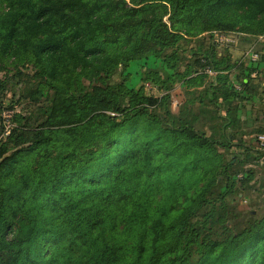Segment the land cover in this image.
<instances>
[{"label": "trees", "instance_id": "obj_1", "mask_svg": "<svg viewBox=\"0 0 264 264\" xmlns=\"http://www.w3.org/2000/svg\"><path fill=\"white\" fill-rule=\"evenodd\" d=\"M0 4V58H27L39 89L54 93L45 128L0 162V264H264V218L230 235L217 206L225 193L207 197L210 177L197 187L208 173L200 162L214 146L232 148L237 136L225 132L237 106L221 73L238 67L198 45L179 73L175 51L184 36L214 30L264 36V0ZM149 56L165 70L145 72L142 82L164 94L112 82ZM206 70L216 75L199 112L207 104L225 112L210 118L220 123L209 136L194 128L195 115L172 114L167 105L175 78L199 86ZM125 132L128 146L117 145Z\"/></svg>", "mask_w": 264, "mask_h": 264}, {"label": "rangeland", "instance_id": "obj_2", "mask_svg": "<svg viewBox=\"0 0 264 264\" xmlns=\"http://www.w3.org/2000/svg\"><path fill=\"white\" fill-rule=\"evenodd\" d=\"M125 1L130 2V0ZM0 7L2 8L1 4ZM219 32L214 30L196 37L184 36L175 46V51L180 57L177 65L179 73H183L187 66L192 64L193 59L188 58V54L198 45H202L203 48L212 47L215 52L221 54V59L227 60L228 63L225 62V65H237L238 67L229 74L221 73V76L229 75L230 84L228 86L231 85L230 88L235 93L233 102L237 106L234 111L236 123L225 132L227 136L231 134L237 136L232 138V148L225 150L214 146L211 158L207 157L206 160L200 162L208 173L205 172L206 176L201 178L197 186H203L210 177L209 186L206 188L207 197L213 198L217 196V193H225L222 203L217 204L218 213L228 229L227 233L234 236L250 222L264 218V146L259 143L260 136L256 135L259 133L255 135L251 133L258 129L260 132L264 130V110L259 106L258 101L253 99L255 89L253 84L246 86L244 91L247 90V94H243L239 84L241 79L246 77L242 70H250V68L245 66L247 63L242 60L244 55L236 54V50L240 47L236 46L235 41L247 39L249 36L237 31H223L220 33L224 34L228 41L219 44L215 42V35ZM27 60V58H22L12 61L11 58H0V83L4 85L0 91V151H5L0 156V162L16 151L30 147L31 134L37 129L45 128L50 107L54 103L53 91L47 87L39 89V75L33 64L28 63ZM151 70L163 72L165 68L162 60L149 56L130 62L125 71L118 70L112 82L134 91L141 90L148 96L159 97L165 92L151 89L142 82L144 73ZM212 81V75L207 74L201 85L188 87L181 79L175 78L174 82L170 83L171 90L168 91L169 99L167 100L168 110L172 114L178 113L188 118L195 115L194 128L207 136L213 132L210 131L211 125L215 126H213L215 131L220 123L218 119L213 118L212 121L210 118L213 115L223 116L225 113L222 110L217 114L215 107L210 104L203 108L204 114L201 115L199 112L200 100L202 99L203 103L208 101L202 91ZM83 85L85 86L86 83L84 82ZM156 113L161 115L162 110L159 109ZM245 119L252 122L245 124ZM141 120L143 119H139L134 125V129L139 130ZM244 125L251 126L244 129L246 131L244 133H250L246 137L240 134ZM258 126L259 128L256 129ZM116 141L117 145L128 146L129 137L126 132L121 133ZM240 141L246 144L245 149L234 146L239 145ZM185 161H191V159ZM17 165L18 163L11 161L12 168L16 169ZM194 190L193 188L188 193L192 194Z\"/></svg>", "mask_w": 264, "mask_h": 264}, {"label": "crops", "instance_id": "obj_3", "mask_svg": "<svg viewBox=\"0 0 264 264\" xmlns=\"http://www.w3.org/2000/svg\"><path fill=\"white\" fill-rule=\"evenodd\" d=\"M249 38L242 39L241 41L235 42L236 46L240 47L239 50H236V54H240L239 56H241V54L244 55V53H247V52H258L260 54V60L257 63H252L248 60L247 57L244 56V59H242V60L247 63V64H245V66L250 68V70L249 69L242 70V72L244 74H246V77H243L239 84L242 87L243 94H247V90L244 91L246 86L249 87L248 85L253 84V86L255 88L253 99L258 101L259 106L263 107V110H264V36L251 37L252 39L251 38L249 39ZM247 83H249V84H247ZM239 120H241V119H239ZM242 122H243V119H242ZM246 122L251 123L252 121L246 120L244 123L247 124ZM246 127H251V126L250 125H248V126L244 125V128L241 129L240 134H243L244 135V136L242 135L243 137H246L247 135L250 134L248 132L244 133V132H246L244 130ZM258 128H259V126L256 129H258ZM258 131H259V129H258ZM263 131L264 130H262L259 134H256L257 131H254L251 133H253L254 135L256 134L257 137H259V136H264Z\"/></svg>", "mask_w": 264, "mask_h": 264}, {"label": "built area", "instance_id": "obj_4", "mask_svg": "<svg viewBox=\"0 0 264 264\" xmlns=\"http://www.w3.org/2000/svg\"><path fill=\"white\" fill-rule=\"evenodd\" d=\"M215 38H216L215 39V42L216 43H219V44H222V43L228 41L227 37H225V35L222 34V33H220V32L219 33H216ZM244 56L247 57L248 60L250 62H252V63H257L260 60V54L258 52H247V53H244ZM205 73L208 74V75H212V76H215L216 75L215 72H212L210 70H206ZM258 140H259V143L262 146H264V136H260L258 138Z\"/></svg>", "mask_w": 264, "mask_h": 264}]
</instances>
